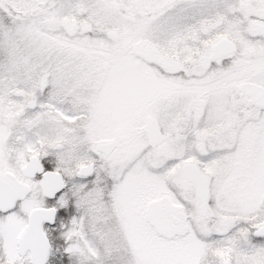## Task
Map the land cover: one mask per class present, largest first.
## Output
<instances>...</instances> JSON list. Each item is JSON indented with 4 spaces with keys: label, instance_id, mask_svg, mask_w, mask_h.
Listing matches in <instances>:
<instances>
[{
    "label": "snow or ice",
    "instance_id": "1",
    "mask_svg": "<svg viewBox=\"0 0 264 264\" xmlns=\"http://www.w3.org/2000/svg\"><path fill=\"white\" fill-rule=\"evenodd\" d=\"M0 264H264V0H0Z\"/></svg>",
    "mask_w": 264,
    "mask_h": 264
}]
</instances>
